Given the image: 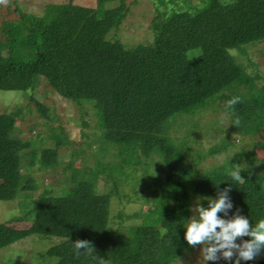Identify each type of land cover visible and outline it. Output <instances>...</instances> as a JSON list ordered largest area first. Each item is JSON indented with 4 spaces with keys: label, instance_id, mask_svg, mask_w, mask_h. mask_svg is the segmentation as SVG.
<instances>
[{
    "label": "trees",
    "instance_id": "obj_1",
    "mask_svg": "<svg viewBox=\"0 0 264 264\" xmlns=\"http://www.w3.org/2000/svg\"><path fill=\"white\" fill-rule=\"evenodd\" d=\"M120 1L122 6L102 12L71 2L47 5L43 15L16 7L20 19L0 29L4 36L0 50L8 51L6 62L0 61V90L32 92L41 80L45 92L82 107L81 119H95L96 132L85 134V138L93 137L87 147L97 143L102 157L120 156L118 169L141 165L144 160L143 182L159 186L157 214L131 227V236L115 235L108 224L111 198L95 191L97 172L92 171L89 179L74 182V192L63 187L60 194L43 191L27 227L17 229L0 222V249L37 235L57 239L43 256L51 264H96L91 257L77 258L72 246L77 239L92 241L96 254L108 264H169L191 249L184 235L192 199L216 198L229 184L234 205L229 216L239 208L253 226L264 219V185L252 150L243 152L244 182L239 183L228 174L217 175L213 169L202 172L184 163L168 135L169 127L179 125L199 129L192 120L197 114L223 107L234 96L242 102L234 109L223 107L231 121L209 152L217 154L229 147V131L254 137L264 129V78L251 76L230 56L237 47L264 42V0H200L199 5L168 11L156 7L152 42L131 49L109 36L129 10L127 0ZM237 117L239 127L232 125ZM14 120L12 115H0V180L16 179L21 185L27 178L22 168L30 172L34 163L45 168L56 165L64 138L50 128L56 147L40 154L34 149L29 155L30 141L13 136ZM173 121L176 125L171 126ZM126 150L136 153L135 162L128 159ZM153 168H164V173L147 172ZM17 195L16 189L0 186V201ZM20 261L24 264V259Z\"/></svg>",
    "mask_w": 264,
    "mask_h": 264
},
{
    "label": "rangeland",
    "instance_id": "obj_2",
    "mask_svg": "<svg viewBox=\"0 0 264 264\" xmlns=\"http://www.w3.org/2000/svg\"><path fill=\"white\" fill-rule=\"evenodd\" d=\"M63 2H71L99 12L122 6L120 0H111L106 4L97 3L96 0H7L6 4H0V29L4 28L6 22L13 23L20 19V15L15 11L16 7L23 12L43 15L47 5H58ZM125 4L129 6V10L123 17L121 25L112 30L109 36L118 39L125 47L131 49L137 45L152 42L153 39L150 37L153 17L157 14L156 7L168 11L178 9L185 4L191 7L199 5L200 0H173L172 2L162 0V3L159 0H135V3L133 0H127ZM3 37L0 35V40H3ZM7 52L6 49L0 50L2 64L6 62ZM230 56L242 64L251 76L264 78V42L257 47L255 45L237 47ZM256 83L259 81L257 80ZM45 89L43 82L39 80L32 92H30L31 89L26 91L0 90V115L9 114L15 118L10 127L13 136L22 142L23 140L30 141V145L28 144L26 148L29 155L34 149L40 154L43 149L50 150L56 147V141L51 138L54 132L50 128H54L55 132L64 138L57 149L58 159L54 167L45 168L38 162L32 165L30 172L22 168V175L27 178L21 185L16 179L0 180V186L16 189L18 194L15 199L0 201V222L17 229L27 227L31 223L35 201L43 191L60 194L63 187V189L74 192L76 190L73 187L74 182L79 178L89 179V174L96 171L97 175L93 181L95 191L107 194L111 198L108 209L109 228L115 232V235L131 236V227L139 225L145 218L151 220L156 216L159 206V201H155L159 186L157 184L146 185L142 180L146 167L144 160L141 165L124 166L118 169L116 162L120 161V156L119 158L102 157L103 155H99L102 150L99 149L97 143L93 147H87L86 144L92 141L93 137L85 138V134L96 132L94 117L87 116L81 119L79 108L82 109V107L78 108L66 98L62 99L56 94L47 93ZM27 93L33 99H30ZM37 104H41L45 110L42 112ZM223 107L218 105L209 107L197 114L192 120L197 122L199 129L195 130L193 124L189 127L179 125L168 128L170 141L178 152L177 156L179 155L184 163L192 164L195 170L202 172L214 170L215 174L224 175L228 174L226 171L233 170L236 165H240L242 170L245 163L243 152L252 150L256 158V170L259 175L263 176H258V178H262L264 185L262 145L264 129H261L254 137L240 136L229 131L227 135L229 147L217 154L209 152L210 147H217L231 121V114ZM225 114L226 118L221 124L220 118ZM184 119L187 120L185 117ZM174 125H176L175 121L171 126ZM188 131L197 133L196 137H192ZM94 149H97L98 153ZM126 151L128 159L135 162L133 155L136 153ZM24 161L28 164L30 160L24 159ZM149 171L162 175L164 168H158L156 171L154 168L147 170ZM148 182L152 183L151 180ZM205 198L209 197L199 195L192 199L189 218L193 214L192 209L198 203L207 207ZM244 239L247 240L250 237H244ZM56 242L57 239H42L37 235L25 236L16 243L0 249V264H5L7 260L11 264H19L21 258L24 259V264H51L50 260L43 259V256L45 251ZM240 242L238 239L237 243ZM257 263L264 264V253L255 260L241 262V264ZM169 264H205V261L200 256L199 248H191L170 261ZM208 264H229V262L209 261Z\"/></svg>",
    "mask_w": 264,
    "mask_h": 264
},
{
    "label": "clouds",
    "instance_id": "obj_3",
    "mask_svg": "<svg viewBox=\"0 0 264 264\" xmlns=\"http://www.w3.org/2000/svg\"><path fill=\"white\" fill-rule=\"evenodd\" d=\"M7 0H0V4H6ZM239 96H234L226 102V109H234L241 103ZM226 114L220 118L224 122ZM239 117L235 118L232 125L240 126ZM228 175L235 182L243 183L240 165H236ZM232 185L219 191L216 198L207 199V207L198 203L192 209V216L185 225L184 239L191 248H199L200 256L208 264L209 261H228L229 264H241L255 260L264 253V219L259 220L254 226L250 220L241 214V209L236 208L229 216V211L234 205L229 198ZM223 213V216L218 215ZM244 237H250L245 240ZM240 243H237V240ZM73 250L79 258L81 255L91 257L96 264H108V262L96 254L93 242L77 239L73 244Z\"/></svg>",
    "mask_w": 264,
    "mask_h": 264
}]
</instances>
